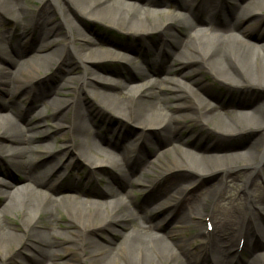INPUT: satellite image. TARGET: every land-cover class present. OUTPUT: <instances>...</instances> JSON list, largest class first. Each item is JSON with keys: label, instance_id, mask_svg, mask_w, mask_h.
Listing matches in <instances>:
<instances>
[{"label": "bare ground", "instance_id": "bare-ground-1", "mask_svg": "<svg viewBox=\"0 0 264 264\" xmlns=\"http://www.w3.org/2000/svg\"><path fill=\"white\" fill-rule=\"evenodd\" d=\"M176 1L182 14L169 18L166 15L170 14L172 0H0V20H10L13 24L9 32L4 26L0 29V60H7L11 65L9 69L0 64L1 112L11 107L16 115L25 84L33 92V107L57 102L54 111L63 121L71 111L67 126L55 125L60 136L68 133V137L62 149L46 154V158L58 157L49 164L46 158L38 159L39 145L32 144L38 140L36 135L45 131L35 124L22 126L4 113L0 114L1 165H15L22 181L12 187L0 180L1 256L12 252L15 246L21 253L32 252L24 258L17 257V264H264V190L254 187L258 179L264 183V100L251 102L244 110L241 107L251 97L241 103L216 100L219 95L212 93L210 86L201 80L204 74L231 88H264V44L253 40L242 26L248 19L258 23L264 18V0ZM52 2L63 19L68 9L75 17L107 22L133 38H144L148 34L161 36L160 60L153 57L156 50H151V44L143 42L137 45L111 41L110 49L97 52L95 42L70 23L67 28L72 39L80 41L77 45L71 44L68 36L63 37L61 21L57 22L60 26L56 29L54 23L48 25L50 16L46 10ZM233 2L237 4L231 10ZM33 4L39 5L33 10L30 8ZM175 25L181 27L184 37H177L171 31ZM29 35L38 41L37 50L42 53L22 59L25 46L21 45L28 42ZM144 46L148 50L144 51ZM167 46L173 49L172 56L165 50ZM125 52L134 57L130 58ZM73 54L84 65L90 64L84 66L83 73L100 83L84 81L91 97L104 110L138 125L140 130L135 138L126 139L128 135L114 127L102 130L105 135L92 131L77 99L63 97L73 77L59 74L57 78L61 82L49 89L39 90L36 83H32V80L42 82V76L52 65L53 55H56L54 63L62 56L61 62L67 63ZM102 59L130 61L135 64L137 76L148 79L139 85L113 82L97 72ZM26 64L30 69L23 70ZM142 66L148 72L171 73L186 79L188 86L171 77L149 78ZM63 69V73H70L69 69ZM18 70L30 73L29 77L16 76L13 71ZM207 97H214L215 103H209ZM187 107L191 108L196 121L201 125L210 124L217 136L245 129L255 130L257 136L232 157L218 153L220 145L202 144L198 138H193L192 143L185 141L192 144V150L183 149L174 143L172 133L187 115H175L168 109ZM150 128L155 129L160 154L168 153L163 157L165 161L160 155L154 158L155 154H151L153 159L141 156L140 151L150 147L151 137L144 132ZM106 133H115L118 140L108 138ZM137 141L140 145L129 147ZM167 146H171V154ZM2 153L7 160H1ZM71 153L86 162L91 173H96L103 165L110 166L115 171L112 177L119 180L121 189L93 192L78 187L77 183L85 179L69 168ZM218 160L251 166L240 180L245 197L223 190L213 199L211 194L219 189L220 179L229 176L220 166L210 170L218 174L219 180L208 187L200 186L197 179L188 184L174 179L164 192L153 191L157 182L171 177V172L177 168L200 167V171L193 170L198 177L204 172L203 164ZM43 166L45 168L39 170ZM155 170L158 173H154ZM151 174L154 175L145 185L148 192L142 195L141 202L134 203L140 209L137 212L128 204L133 196L132 188L143 186ZM66 179H75L76 183L62 184ZM53 182H57L56 185ZM202 189L210 191L208 196ZM195 190L197 193H193ZM76 194H81L82 198ZM124 194L129 201H125ZM209 200L211 204L206 210ZM152 203L156 204L155 211ZM158 216L160 221H154ZM61 218L64 226L55 229L54 224ZM205 218L212 226L210 231L202 228ZM189 223L195 229L200 228L195 235L202 240L192 252L187 248L191 237L177 236ZM94 230L108 232L112 238L98 241L90 235ZM240 242L242 246L238 247ZM82 246L84 253H79L77 260L68 258L73 250ZM246 246L250 247L251 254L247 259H239Z\"/></svg>", "mask_w": 264, "mask_h": 264}, {"label": "rangeland", "instance_id": "rangeland-1", "mask_svg": "<svg viewBox=\"0 0 264 264\" xmlns=\"http://www.w3.org/2000/svg\"><path fill=\"white\" fill-rule=\"evenodd\" d=\"M22 2H25V0H21ZM179 3V2H178ZM58 4V3H57ZM175 4V5H174ZM237 4V2H233L230 4L231 10H233V7ZM34 6H31L30 8L34 10L36 6L39 4H33ZM49 8L46 10L47 16H50V23L48 25H54V29L58 28L60 25L57 22H60L62 24V32L65 33L63 37L68 36V41H71V44L77 45L80 41H76L72 39V36L70 34L69 29L67 28V25L74 24L76 25L83 33L84 35L89 38L90 40H93L95 43V47H97V52H101L103 50H108L111 48V41H116V42H130L134 43L137 45H141V43H150V48L151 50H156V56H153L155 60H160L159 58V50L160 48H163V46H159V41L161 40V36L157 34H148L147 36H144V38H133L131 36H128L125 32L118 30L117 28L112 27L109 25L107 22L101 21H93L89 18L85 17H75L71 11L68 9L65 14V18L61 15H59V10L56 8L55 4L53 2L49 4ZM170 14L166 15L169 18L175 17L174 15L177 14H182V11L177 7V1L172 0L171 7L169 8ZM172 13V14H171ZM264 13V11H263ZM202 18L206 19L205 16L203 15ZM70 24V25H71ZM4 26L7 28V32L13 28V24L11 23L10 20H0V29L1 27ZM244 28L247 29V31L251 34L252 39L256 40L258 43L264 44V18L261 19L258 23H252L249 19L243 22L242 25ZM2 30V29H1ZM171 31L177 36V37H184L185 33L181 29V27L175 25L171 28ZM32 36L29 35L27 40L28 42L25 43V54L23 53L24 51L21 50L23 55H21L22 59H27L29 55L31 54H40L42 51L37 50L38 46V41L35 38H31ZM51 37V35H50ZM62 38V37H61ZM163 40V39H162ZM144 51L147 49V47H143ZM148 50V49H147ZM150 50V49H149ZM165 50L168 52L169 56H172L173 49L165 47ZM44 52V51H43ZM46 52V51H45ZM127 53V52H125ZM145 53V52H144ZM58 55V54H57ZM130 58L134 57L133 54L127 53ZM71 57V58H70ZM56 58V55H53L50 59V66L49 70L45 72V74L42 76V82L37 83L35 80H32L33 84L37 86V88L40 89H47L48 87L50 88L51 86H56L58 83L61 82L57 77L59 74L65 75L67 77H73V81H71L70 87L68 88L69 90H65L66 95L63 97L65 98H76L77 102L79 104L80 110H82L88 117L86 119V123L90 129L97 130L101 134L105 135L102 130H104L107 127H114L116 130H118L121 133H126L128 136L125 137L128 140H131L135 138L136 133L139 132L140 127L136 125L133 122L130 121H125L124 119L119 118L118 116L111 114V112H108L104 110L101 106V104L93 99L91 95L89 94L87 88L84 86V81L86 82L87 80L93 81L94 83H98L93 77H89L83 73V68L85 65H90V64H83L80 62L79 58L77 55H70L69 60L67 63L61 62V58L63 59V56L57 60V62L54 63V60ZM103 60V59H102ZM163 60V58H162ZM1 65H5L7 68L11 69V65L7 63V60H0ZM101 68L97 71L101 75L107 76L111 81L113 82H119L121 84H129V85H139L141 84L145 79L139 78L137 76V69L135 67V64L133 65L132 62L130 61H125V60H117V59H105L100 62ZM23 70L30 69L29 64H26L25 66L22 67ZM65 68L66 70H70L68 74H65ZM143 71L146 72L145 74L149 76V78H157L161 79V77H171L172 79L178 80L182 84H185L188 86V80L180 78L178 76H175L173 74H159L156 72H151L147 71L144 69L142 66ZM15 72L16 76L22 75V71H13ZM27 72V71H26ZM30 73L23 74L24 78H28ZM32 74V73H31ZM202 82L206 83V86H210L209 89L212 93L219 95V97L216 98V100H230L236 103H241L243 99H246L248 97L250 98V101L244 104L242 109H247L249 108V103L254 102V103H259L260 101L264 100V88L262 87H253L251 88H239V87H229L221 82H216L213 80H210L207 75H202L201 76ZM211 83V84H210ZM208 84V85H207ZM32 85V84H31ZM27 87V88H26ZM23 92L21 98L18 100L19 106L17 107L16 115L15 113L13 114L12 111H14L11 107H8L9 110L4 109V112H1L0 114L4 113L6 117L9 120H13V122H16L22 126H32V125H37L38 129L42 128L44 130V133H39L37 134V141H34L32 143L34 146H37V151H38V159L41 160L43 158H46V154L51 152H56L58 148L63 147L65 139L68 137V133H65L63 136H60L59 132L56 130V124L57 123H64V125H68L70 118H71V111H69L66 114L65 120H60L61 116H57L56 111H54V108L58 105L57 102L54 104H45V105H38L36 107H33V101H32V96L33 92L31 91V87L27 86L26 84L22 87ZM48 88V89H49ZM64 91V90H63ZM62 91V92H63ZM61 94V93H60ZM40 95V94H39ZM60 98V96H57ZM10 100V97L7 98ZM62 99V97H61ZM207 100L209 103L214 104L215 103V98L214 97H207ZM247 101V100H245ZM9 106V105H8ZM0 109L3 110V108L0 107ZM169 113L179 115V114H184L187 115L184 119L181 118V124L180 127L176 130L173 131L172 137L175 140L174 143L176 145L180 146L183 149L186 150H192V144H187V142L192 143L193 138H198L200 143L202 144H210L216 146L220 145L221 149L218 151L220 154H228L231 155V157L240 151H243L248 144L251 142V140L257 136V133L253 129H245L242 132L239 133H234V134H228L225 136H217L213 131H211L212 127L210 124L209 125H201L198 121H196L195 117L192 115V111L190 107L187 108H174V109H168ZM39 113V114H38ZM34 125V126H35ZM155 129H147L144 132L148 134L151 137L150 147L146 146L141 152V156L144 158L148 159L151 158L153 159V156L151 154H155L154 158L156 155H160L161 158L164 160V158L167 157V154H160V150H158V143L159 140L156 141L154 137H156L155 134ZM194 134V136H192ZM106 136L110 139H115L118 140V135L115 133H106ZM130 138V139H129ZM2 140V139H0ZM45 143V146H40L41 143ZM135 144L129 145V147L138 146L140 145V142H134ZM171 146L165 147L168 149L169 153L171 154L173 150L170 149ZM158 150V151H157ZM132 154V153H129ZM2 158L1 160H7V158H4L5 153H2ZM58 156L60 157L59 153ZM164 157V158H163ZM58 157L55 158H46L45 160H50L49 162H54ZM66 158V157H65ZM70 158L72 160L69 162V168H71L74 172H76L77 175L81 176L85 179L82 182L77 183L78 187L84 188L85 191H93V192H98V191H104L105 189H112V190H119L121 189L119 185V180L116 179L115 177H112L115 171L111 169L110 166L103 165L99 171L96 173H91L89 170V165L84 162L81 158H78L75 156V154L71 153ZM64 159V157H63ZM38 160V161H39ZM165 161V160H164ZM1 165V161H0ZM45 166V165H44ZM39 168V170L44 169L45 167ZM220 166L224 169V174L229 175L228 178L226 179H220L219 183V189L216 191V193L211 194L214 195L213 199L219 195L223 190L225 191H230L233 196H241L245 197L247 194L241 190V183L240 180L246 173H248L251 169L250 165H245V164H238L236 161H229L225 163L224 160H218V161H213V162H207L203 164L202 168L204 169V172L199 175L198 177L197 174L194 173V168L197 171L200 167L193 166V170L187 169V168H177L171 172V177H168V179L164 178L161 182H157L155 188L152 190H158L155 192H164L165 189L168 187L169 183H171L174 179L181 181L182 183H187L191 181L192 179H197L196 182L199 181L200 186L202 187H208L211 184H213L215 181H218V174L215 172H210V170L213 167ZM59 172V171H58ZM66 172V171H65ZM64 172V173H65ZM158 173V170H155L154 173ZM60 175L63 174V171L60 170ZM21 175L20 170L13 164H9V167L5 165H1L0 169V180L10 184L12 187L15 186L16 184H20L22 181L19 178ZM154 174H151L149 177L146 178V181L143 182V186L139 185L134 188H132V193L133 196L131 200L129 201V198L125 196L126 194L123 195L125 201H129L128 204L131 206L132 209H136L137 212H139V208H136L134 203H139L141 202L142 195L148 192V188H145L147 183L150 181V177H152ZM115 176V174H114ZM136 178V177H135ZM218 178V179H217ZM75 179H66L62 180L61 183H76ZM59 183V181H57ZM56 182V183H57ZM55 185L56 183L53 182ZM80 184V186H79ZM188 184V183H187ZM61 185V184H60ZM59 185V186H60ZM183 186H186V184H182ZM234 185V186H233ZM2 184H0V187ZM142 186V189H141ZM254 187H258L261 190H264V183L262 180H256L254 182ZM144 188V189H143ZM2 189V188H1ZM208 196L209 190L202 189ZM59 194L63 191H58ZM193 193H197L195 190ZM82 194V193H81ZM81 194H76L78 198H82ZM211 201H207L206 203V210L209 209ZM3 202L0 200V207H2ZM156 204L152 203L151 208L153 211L156 210L155 207ZM5 220V219H4ZM64 219H58L56 223L54 224L55 229H61L59 227H63V221ZM154 221H160V216L154 218ZM7 222H11L7 220ZM13 222V221H12ZM211 224L208 221V218L204 220L203 222V229H206L208 231L211 230ZM200 228H194V225L192 223H189L188 227H186L184 230H179L177 236L178 237H191L190 244L187 245V248L192 252L195 246L199 245L202 243V240L200 237L195 235L198 233ZM96 240L101 241L103 239H110L112 238V234H109L108 232H104L101 230H94L90 234ZM242 246V242L238 244V247ZM83 248V249H82ZM82 248H76L73 250L71 253V256H68V258L72 260H77V257H79V253L83 254L84 253V247ZM234 249V247H233ZM12 252H9L7 254H3V256L0 255V264H17V257L21 259L22 257L24 258L25 255H30L32 253L29 250H25L21 253L20 248H15L13 246V249L11 250ZM2 253L4 252L1 251ZM19 253V254H17ZM251 254L250 247L246 246V250L244 252H241L239 255V259H247L249 255ZM18 255V256H16Z\"/></svg>", "mask_w": 264, "mask_h": 264}]
</instances>
